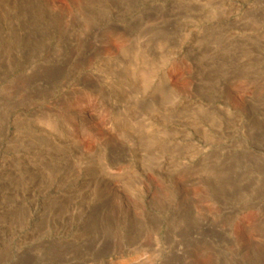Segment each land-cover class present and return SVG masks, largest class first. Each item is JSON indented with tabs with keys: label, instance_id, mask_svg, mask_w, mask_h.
Here are the masks:
<instances>
[{
	"label": "rangeland",
	"instance_id": "obj_1",
	"mask_svg": "<svg viewBox=\"0 0 264 264\" xmlns=\"http://www.w3.org/2000/svg\"><path fill=\"white\" fill-rule=\"evenodd\" d=\"M0 264H264V0H0Z\"/></svg>",
	"mask_w": 264,
	"mask_h": 264
}]
</instances>
